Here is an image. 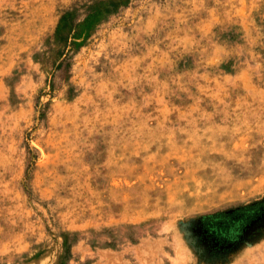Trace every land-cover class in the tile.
<instances>
[{
  "label": "rangeland",
  "instance_id": "1",
  "mask_svg": "<svg viewBox=\"0 0 264 264\" xmlns=\"http://www.w3.org/2000/svg\"><path fill=\"white\" fill-rule=\"evenodd\" d=\"M263 197L264 0H0V264H264Z\"/></svg>",
  "mask_w": 264,
  "mask_h": 264
},
{
  "label": "trees",
  "instance_id": "2",
  "mask_svg": "<svg viewBox=\"0 0 264 264\" xmlns=\"http://www.w3.org/2000/svg\"><path fill=\"white\" fill-rule=\"evenodd\" d=\"M264 217V197L205 215L200 219V238L212 251H228L240 243L254 222Z\"/></svg>",
  "mask_w": 264,
  "mask_h": 264
}]
</instances>
